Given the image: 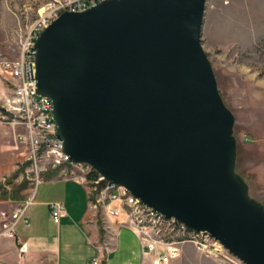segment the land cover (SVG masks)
I'll return each mask as SVG.
<instances>
[{
    "label": "water",
    "instance_id": "95a60500",
    "mask_svg": "<svg viewBox=\"0 0 264 264\" xmlns=\"http://www.w3.org/2000/svg\"><path fill=\"white\" fill-rule=\"evenodd\" d=\"M207 0H107L36 40V88L70 161L264 264V205L236 172L235 116L202 46Z\"/></svg>",
    "mask_w": 264,
    "mask_h": 264
},
{
    "label": "rangeland",
    "instance_id": "374dc122",
    "mask_svg": "<svg viewBox=\"0 0 264 264\" xmlns=\"http://www.w3.org/2000/svg\"><path fill=\"white\" fill-rule=\"evenodd\" d=\"M62 1L0 0V108L13 97L15 89L8 66L20 59L22 44L32 28ZM201 41L223 100L235 116L236 172L249 185L250 196L264 205V0H207ZM24 132L22 126H0L1 186L13 188L19 195L31 193L36 187L28 149L19 139ZM91 169L75 168L67 176H60V170L47 163L39 172L43 181L52 176L83 179L81 183L89 194L95 179L90 178ZM92 211L102 232L106 219L101 211ZM121 219H113L112 227H125L119 226ZM167 247L163 245L160 250ZM179 250L166 262L158 261L154 254L150 256L163 264H244L228 250L217 257L198 250L194 244L180 245Z\"/></svg>",
    "mask_w": 264,
    "mask_h": 264
},
{
    "label": "built area",
    "instance_id": "2783aa9c",
    "mask_svg": "<svg viewBox=\"0 0 264 264\" xmlns=\"http://www.w3.org/2000/svg\"><path fill=\"white\" fill-rule=\"evenodd\" d=\"M104 1L107 0L58 2V5L46 13L28 33V37L22 44L18 62L8 66V74L15 89L13 97L0 108V126H22L25 129L26 132L20 135L19 139L26 145L29 159L35 169L33 178L36 182L35 189L43 181L39 170L41 167L44 170L47 163L59 169L60 176H67L75 168L88 169V165L71 162L64 153L63 144L56 136L57 125L53 116L52 101L37 93L36 35L40 27H44L49 19H56L64 12H79L85 8L86 4L96 6ZM94 178L89 187L90 206L92 210L103 213L106 219L104 228L110 232L111 236L117 234L112 227L113 219L122 218L119 226L136 231L144 253L154 254L161 262H166L169 258L178 255L179 246L185 244H194L198 250L215 257L221 256L226 251L219 241L212 240L209 233L193 231L175 218L167 219L165 215L144 204L130 192H120L116 184H110L99 174ZM84 180L87 181L86 178ZM29 202L19 207L13 214L0 213V236L14 238L17 224L21 220L28 224V220L24 217ZM64 214L65 208L62 204H51V217L55 224H60ZM163 245L168 246L167 250H160ZM98 251V256L91 261V264H105L108 261V254L111 252L110 244H104Z\"/></svg>",
    "mask_w": 264,
    "mask_h": 264
},
{
    "label": "crops",
    "instance_id": "0c3cea01",
    "mask_svg": "<svg viewBox=\"0 0 264 264\" xmlns=\"http://www.w3.org/2000/svg\"><path fill=\"white\" fill-rule=\"evenodd\" d=\"M27 202L24 218L28 224L21 220L14 238L0 236V264H91L99 248L107 243L113 250L106 264H163L144 253L139 237L132 230L118 229L114 224L117 234L111 236L103 224L101 232L87 187L77 179L52 176L45 178L33 192L20 195L0 182V213L13 214ZM54 203L65 208L58 225L51 217Z\"/></svg>",
    "mask_w": 264,
    "mask_h": 264
},
{
    "label": "bare ground",
    "instance_id": "6f19581e",
    "mask_svg": "<svg viewBox=\"0 0 264 264\" xmlns=\"http://www.w3.org/2000/svg\"><path fill=\"white\" fill-rule=\"evenodd\" d=\"M91 7H93V4H86V6H85V8H82L79 12H85V11H87L88 9H90ZM61 15V14H60ZM59 15V16H60ZM58 16V17H59ZM55 19H49V21H47V24L46 25H44V27H40V29H39V32L37 33V35H36V40H37V38L39 37V35L41 34V32H43L53 21H54ZM91 168V167H90ZM117 188H119L120 189V192H129L126 188H124V187H122V186H119V185H117ZM212 238H214V237H212ZM215 239V238H214ZM213 240V239H212ZM216 240V239H215ZM214 240V241H215ZM218 241V240H217ZM222 246V245H221ZM226 249V248H225ZM227 250V249H226Z\"/></svg>",
    "mask_w": 264,
    "mask_h": 264
},
{
    "label": "trees",
    "instance_id": "16d2710c",
    "mask_svg": "<svg viewBox=\"0 0 264 264\" xmlns=\"http://www.w3.org/2000/svg\"><path fill=\"white\" fill-rule=\"evenodd\" d=\"M98 174H96L95 172H92V174L90 175V177H97Z\"/></svg>",
    "mask_w": 264,
    "mask_h": 264
}]
</instances>
